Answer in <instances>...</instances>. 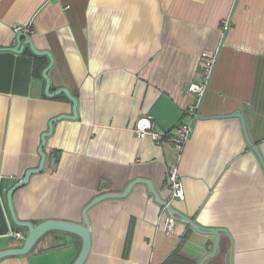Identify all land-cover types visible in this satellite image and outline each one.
<instances>
[{
  "label": "crops",
  "instance_id": "crops-1",
  "mask_svg": "<svg viewBox=\"0 0 264 264\" xmlns=\"http://www.w3.org/2000/svg\"><path fill=\"white\" fill-rule=\"evenodd\" d=\"M15 26L51 54L50 90L65 88L77 98L76 118L53 123L46 137L42 172L12 194L17 219L81 224L95 196L120 193L137 178L149 179L166 201V174L175 167L184 198L170 205L203 227L226 229L232 264H259L264 171L240 118L228 115H243L264 160V0H0V250L22 245L15 233L25 236L10 217L8 189L38 166L49 121L72 114L64 95L44 94L29 47L7 49L16 45ZM204 50L216 59L180 155L168 140L137 138L133 122L141 115H150L159 132L173 133L195 101L188 86ZM44 57L37 59L42 69ZM159 212L141 183L90 207L83 264H165L177 249L199 264L212 251V236L181 221L165 235ZM80 248L78 237L68 246L41 241L0 264H72Z\"/></svg>",
  "mask_w": 264,
  "mask_h": 264
},
{
  "label": "water",
  "instance_id": "water-1",
  "mask_svg": "<svg viewBox=\"0 0 264 264\" xmlns=\"http://www.w3.org/2000/svg\"><path fill=\"white\" fill-rule=\"evenodd\" d=\"M14 28H17L16 33V45L14 47L7 48L8 50L12 52H21L24 45H27L30 49V51L37 56H45L47 59H49L48 64L46 67H44L41 71V76L45 81V87H44V94L47 97H52L58 94L64 95L66 99H68L72 104V114L71 115H58L54 118H52L48 123V129L44 133H42L40 138V145L38 147V155H39V163L38 166L32 169H27V171L24 173L23 177L14 183L7 191L6 193V203L7 208L10 214V217L12 221H14L15 224L19 227H23L25 229V236H22L20 238V241L22 245L17 248H6L3 250H0V259L7 256H16V255H24L28 253L34 245H37L39 242H43L44 244L48 246H63V245H71L73 240H75V237H78L81 240V248L80 251L73 261L72 264H83L85 261V258L87 257L90 249V231H89V220L87 216V210L92 207L93 205H96L98 202L103 201L105 199H111V198H123L125 197L131 187L136 183L144 184L147 187V190L149 193H151L154 196V200L157 204L160 206H165V202L162 201V199L159 198L157 195L152 183L149 181V179H141L137 178L131 181L124 191L120 193H104L98 196H95L82 210V223H73L69 221H63V220H55V219H48L44 220L36 225L32 224L29 221H21L17 219L13 205H12V194L13 192L24 186L30 175L37 174L42 172L43 165L45 161V152L43 151V147L45 145L46 137H48L52 132V126L53 123L57 122L60 119H70L73 120L77 116V98H75L67 89L65 88H58L54 91L50 90V83H49V77L47 75V71L50 68V66L53 63V58L51 54L48 51H41L34 47L33 42L31 38L25 34V31L21 30V27L15 26ZM23 40V44L20 45V41ZM228 116L231 117H237L240 118L241 125H242V132L244 134L245 140L248 144V146L252 149V151L256 154L257 158L259 159V162L261 164V167L264 171V160L261 156V153L258 149V147L253 144L247 134L245 122L243 115L239 111H234L233 113L229 114ZM199 117V114L198 116ZM166 210L170 216H172L176 221H181L191 227L192 230L195 232L206 235V236H212L214 238V247L213 250L209 253H206L203 255V257L200 259L199 264H204L205 261L212 259L216 254H218L219 249V239L221 237H227L229 239V249L227 252V264H232V251H233V240L231 236L229 235L228 231L224 228L220 227H203L199 224H197L195 221L191 220L190 218H187L180 213H178L171 205H166ZM15 236V235H13Z\"/></svg>",
  "mask_w": 264,
  "mask_h": 264
},
{
  "label": "built area",
  "instance_id": "built-area-1",
  "mask_svg": "<svg viewBox=\"0 0 264 264\" xmlns=\"http://www.w3.org/2000/svg\"><path fill=\"white\" fill-rule=\"evenodd\" d=\"M228 28V23H224L223 29ZM17 30V28H15ZM201 64L197 74V80L192 81L188 86V92L194 95L195 101L188 104L183 110V119L174 127L173 133L162 132L157 130L153 125L150 115L139 116L133 125V132L139 139L149 138L155 144L161 145L166 140L170 141L176 148L178 156L180 155L185 143L191 133V121L198 116L199 101L207 89L212 70L214 67L216 53L204 50L200 53ZM167 182L169 187V197L165 202V206H160L159 227L165 235L171 233L176 220L170 216L166 210V205H170L173 200H182L184 192L182 183L175 167H171L167 171ZM17 238H21L20 233H15Z\"/></svg>",
  "mask_w": 264,
  "mask_h": 264
},
{
  "label": "flooded vegetation",
  "instance_id": "flooded-vegetation-1",
  "mask_svg": "<svg viewBox=\"0 0 264 264\" xmlns=\"http://www.w3.org/2000/svg\"><path fill=\"white\" fill-rule=\"evenodd\" d=\"M264 223V219H263ZM219 249L218 254H216L212 259H210V264H227V252L229 249V239H224L221 237L219 239ZM214 247V240L212 242V250ZM233 252V251H232ZM233 258V253H232ZM259 264H264V237L263 246H259Z\"/></svg>",
  "mask_w": 264,
  "mask_h": 264
},
{
  "label": "trees",
  "instance_id": "trees-1",
  "mask_svg": "<svg viewBox=\"0 0 264 264\" xmlns=\"http://www.w3.org/2000/svg\"><path fill=\"white\" fill-rule=\"evenodd\" d=\"M35 63L33 67V73L34 75L41 76V64H38L37 59H41L43 56H35ZM45 58V57H44ZM178 249L175 250L173 253L169 255L167 260L165 261V264H198L197 262L191 261L187 258L182 257L181 255H178Z\"/></svg>",
  "mask_w": 264,
  "mask_h": 264
}]
</instances>
